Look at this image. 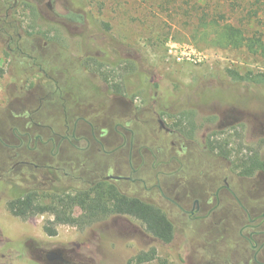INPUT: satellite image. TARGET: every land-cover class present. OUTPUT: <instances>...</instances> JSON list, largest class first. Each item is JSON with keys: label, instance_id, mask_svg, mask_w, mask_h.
Returning <instances> with one entry per match:
<instances>
[{"label": "flooded vegetation", "instance_id": "obj_1", "mask_svg": "<svg viewBox=\"0 0 264 264\" xmlns=\"http://www.w3.org/2000/svg\"><path fill=\"white\" fill-rule=\"evenodd\" d=\"M53 1L47 3L48 17L76 32L82 15L67 5V12L58 11ZM19 4L0 0V42H6L13 57L32 61L26 74L37 69L44 76L28 89L17 85L11 124L0 123V148L10 151L8 167L0 162V182L9 187L10 200L33 194L48 206L81 192L95 198L106 193L109 203L113 196L138 198L163 209L174 238L179 228L191 226L218 253L233 242L236 261L224 264H264V170L255 163L258 155L264 160L261 148L246 141L232 148L212 135L194 140L192 116L172 108L183 94L171 93L165 102L157 91L149 99L139 94L147 85L160 84L155 79L145 83V69L139 62L131 64L123 48H101L86 60L69 50L71 68L79 69L98 95L77 91L71 76L65 77L71 68L45 60L62 35L54 29V42L27 32L16 14ZM55 115L58 124L47 122ZM5 173L13 177L4 181ZM52 210L57 208L41 214L54 220ZM68 210L79 217L83 207L75 204ZM187 243L192 253L193 242ZM44 257L49 263L65 262L61 250Z\"/></svg>", "mask_w": 264, "mask_h": 264}, {"label": "rangeland", "instance_id": "obj_2", "mask_svg": "<svg viewBox=\"0 0 264 264\" xmlns=\"http://www.w3.org/2000/svg\"><path fill=\"white\" fill-rule=\"evenodd\" d=\"M50 1L19 0L16 10L27 32H39L44 40L54 42L57 41L53 37L54 29L62 35L61 42L57 41L46 53L47 62L66 65L70 69L72 64L69 63L74 60L69 50L86 60L92 52L101 48H123L128 52L131 64L139 62L145 69V83L155 79L160 84L156 88L147 85L139 94L149 99L157 91L162 102L168 101L171 93L183 94L178 97V105L172 108L177 109L176 112L183 110L178 114L192 116L197 129L193 134L194 140L202 142L212 135L215 139L230 142L232 148L240 141H246L261 148L264 155V81L251 79L252 75H263L264 78L263 56L244 48L224 49L196 41L193 38L194 25L187 24L192 18L185 13L176 16L170 11H161L159 6L154 5L156 0H54L56 10L67 12L66 7L71 6V10L82 15L76 32L68 31V27L48 17L50 10L47 3ZM233 2L238 3V0L228 1L226 16L239 24L248 12L242 11L239 6L233 10L230 5ZM259 7V19L257 16L250 21L246 18L244 26L248 31L264 33V0ZM251 8L255 6L250 5ZM170 40L193 44L205 54L206 59L177 61L169 53ZM29 61L27 57H13L6 42H0V123L11 124L12 103L19 96L17 85L20 90L22 84L24 89H28L30 83L44 76L37 69L26 74L24 68L32 62ZM73 65L76 66L75 63ZM53 66L46 65L47 68ZM228 69L249 77L234 79ZM69 72L65 77L71 76L68 79L77 91L98 95L96 87L79 69L74 71L71 68ZM23 77H28V83L27 80L20 81ZM132 93L135 94V91L130 88ZM47 122L58 124L59 117L52 116ZM9 155V150L0 148L3 166L8 167ZM12 177V174L5 173L2 179L9 181ZM0 188V264H128L138 252L151 247H155L168 264H224L228 260L232 263L236 261L231 241L219 254L215 244L203 243L190 226L179 228L174 240L165 243L150 234L140 219L128 215H109L85 228L58 224L56 235H49L45 225L51 226L49 221L53 217L50 214L40 213L26 219L15 216L7 206L9 187L0 182ZM199 231L202 232L201 229ZM189 240L194 245L192 253L188 252ZM52 250H61L65 262L49 263L44 253ZM145 264H157V261Z\"/></svg>", "mask_w": 264, "mask_h": 264}, {"label": "trees", "instance_id": "obj_3", "mask_svg": "<svg viewBox=\"0 0 264 264\" xmlns=\"http://www.w3.org/2000/svg\"><path fill=\"white\" fill-rule=\"evenodd\" d=\"M229 0H166L159 2L156 0L154 4L160 10L170 11L176 16H181V13L189 15L192 20L187 24L193 26V38L196 41H201L218 48H244L248 52L264 57V33L259 30L248 31L244 26V19H250L257 16L259 19L260 7L262 0H238V3L233 2L231 8L234 10L237 6L242 7V11L248 13L238 23L232 22L227 18V9ZM250 5L255 8L250 9ZM195 15V16H194ZM243 20V21H242ZM248 22V21H247ZM228 73L234 79H247L249 76L241 75L239 72L228 69ZM263 75H252L251 79L256 81H264ZM187 116L186 113L183 114ZM193 127L195 124L193 123ZM211 139V138H210ZM216 140H218L216 138ZM226 147V146H225ZM258 168L264 170V160L258 155L256 158ZM112 203H109L106 193L98 195L97 198L92 197L87 192H81L77 195H71L68 199H56L55 203L46 205L44 202L35 200L32 195L20 197L16 200H9L7 206L12 214L29 218L33 215L43 213L46 209L57 208L52 210L55 219L50 220L45 225V230L49 235H56L58 223H71L78 225L80 228H85L97 220H100L110 214H125L140 219L146 226L147 231L154 237L162 240L165 243H171L175 236V230L168 215L156 204L148 201H142L138 198L127 196H113ZM80 204L83 207V212L79 217L72 216V212L68 210L69 206ZM157 261V264H168V260L160 257L155 247L148 250L138 252L128 264H145Z\"/></svg>", "mask_w": 264, "mask_h": 264}, {"label": "built area", "instance_id": "obj_4", "mask_svg": "<svg viewBox=\"0 0 264 264\" xmlns=\"http://www.w3.org/2000/svg\"><path fill=\"white\" fill-rule=\"evenodd\" d=\"M169 53L179 62L183 61H202L206 59L204 53L200 52L193 44L179 43L175 40L168 42Z\"/></svg>", "mask_w": 264, "mask_h": 264}, {"label": "water", "instance_id": "obj_5", "mask_svg": "<svg viewBox=\"0 0 264 264\" xmlns=\"http://www.w3.org/2000/svg\"><path fill=\"white\" fill-rule=\"evenodd\" d=\"M60 258V257H59Z\"/></svg>", "mask_w": 264, "mask_h": 264}]
</instances>
